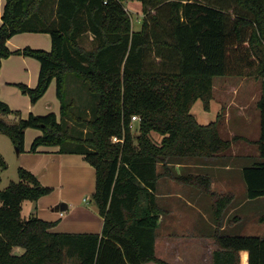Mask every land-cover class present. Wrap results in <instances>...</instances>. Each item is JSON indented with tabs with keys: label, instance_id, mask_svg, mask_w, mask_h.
<instances>
[{
	"label": "trees",
	"instance_id": "obj_1",
	"mask_svg": "<svg viewBox=\"0 0 264 264\" xmlns=\"http://www.w3.org/2000/svg\"><path fill=\"white\" fill-rule=\"evenodd\" d=\"M127 1L140 2L144 15L148 6L166 5V26L156 15L150 17L166 38L151 32L147 19L134 32L123 7ZM1 22L0 66L13 54L36 59V86H16L35 103L54 80L60 118L49 113L22 119L0 100V133L20 153L24 132L32 128L42 134L30 152L58 146L61 153L82 155L95 172L92 199L102 229L56 233L50 231L52 222L23 217V203L36 202L51 188L19 167L18 180L0 190V264H167L154 250L161 176L209 198L216 246L212 264H264V237L221 230L233 194L212 192L207 174H172L168 167L215 160L230 150L240 137L222 138L218 120L200 124L191 108L200 100L209 111L214 77L256 78L259 137L251 143L259 160L242 167L240 177L247 199L264 197V0H4ZM25 32L49 34L51 50L10 51L7 40ZM151 53L165 60L161 69L149 67ZM69 77L81 81L95 100L80 106L69 98ZM9 116L17 118L9 122ZM133 116L139 117L135 133ZM6 167L0 155V170Z\"/></svg>",
	"mask_w": 264,
	"mask_h": 264
},
{
	"label": "crops",
	"instance_id": "obj_2",
	"mask_svg": "<svg viewBox=\"0 0 264 264\" xmlns=\"http://www.w3.org/2000/svg\"><path fill=\"white\" fill-rule=\"evenodd\" d=\"M3 6L4 0H0V25L2 23ZM6 46L10 51L25 47L50 51L51 40L47 33L25 32L10 37L6 42ZM39 70V62L31 57L13 54L2 59L0 66V100L8 105L11 110L18 112V116L22 119H26L29 114L44 116L53 113L59 120L60 101L56 95L54 80L35 103H31L30 98L22 94L16 86L17 84H24L34 88L37 84ZM212 104L213 91L209 110H211ZM243 110L247 111L245 115ZM248 110L247 108L242 109L241 115L250 120L251 112ZM253 116L256 119L257 114L253 113ZM16 118L15 116H9L6 120L10 122L16 120ZM228 118L227 114L221 117L219 128H221V124L230 125ZM217 120L219 121L218 117ZM41 134L38 129H26L24 132V150L16 154V157L12 147L9 148L7 145L5 147L6 155L10 159H14L17 169L21 167L30 171L43 186L51 188L48 195L39 198L36 202H31L27 216H36L54 223L50 231L56 233H100L102 218L98 215L96 208L83 206V196L89 194L92 189L94 192L95 189L93 167L84 160L82 155L61 153L58 146H40L35 152H30L33 140ZM237 142H241V140L233 141L230 150L233 151L234 143ZM235 154L233 151L231 156L228 157H223L224 154L217 156L219 162L213 158H206L199 159V162L168 164V167L172 174L183 172L207 174L211 178V185L214 183L215 176L217 182H222L225 185L228 183L226 178L229 171H231L230 161L236 157ZM2 157L5 159L3 154ZM156 197L162 214L155 236V257L167 264H212V252L216 249V246L210 237L215 226L211 221L209 198L206 199L196 189L178 183L169 176H161L158 179ZM183 197H186V200ZM60 204L66 205V209L62 212L55 209L56 207L59 208ZM182 204L192 210V217L186 216L187 214L182 210ZM236 209L232 204L229 205L221 230L225 232L232 230L230 228L233 226V224L231 225L232 219L228 225L226 223L230 215L236 220ZM173 235H185V237L180 236V241H173L177 239ZM175 242H178V245H183L184 251L179 252L175 248ZM159 245L163 246V253L158 249ZM14 251L16 250L14 249ZM159 252L165 258L168 256L167 260L160 256Z\"/></svg>",
	"mask_w": 264,
	"mask_h": 264
},
{
	"label": "rangeland",
	"instance_id": "obj_3",
	"mask_svg": "<svg viewBox=\"0 0 264 264\" xmlns=\"http://www.w3.org/2000/svg\"><path fill=\"white\" fill-rule=\"evenodd\" d=\"M123 7L124 10L129 14L132 30L134 32L139 31L141 29L143 19H147L149 21L150 31L152 32L153 30H155L161 33L160 29L157 28L150 20V17L153 15H156L159 18V21L163 26L167 25L166 14L168 10L166 5L161 6V8H158L157 10L153 7L148 6V14L146 15L142 13L141 4L138 1L124 2ZM161 34L164 38H166L163 32ZM85 45L89 47V45H87V42H85ZM148 59L149 67L153 65L156 69H161L165 61L164 59L156 57L154 53H151L148 56ZM166 68H170V65L168 63L166 64ZM69 90V98H73L80 106L86 105L87 102L92 103L95 100L94 96L87 91L83 83L74 77L68 78L67 91L69 92ZM260 93L261 85L259 79L242 78L235 76L214 77L213 104L211 110L205 111L200 100H197L191 108L192 115L200 124H207L209 122L216 121L217 117H219L220 124L221 117L227 114L228 118L229 115L228 121L230 122V125L221 124V128H219L220 136L224 139L230 140L233 136H240V139L238 140H241V142L234 143L235 147L233 148V151L234 153H236V157L230 161L231 171H229L228 177L226 178V180L228 179V183L223 185L222 182H217L216 177L214 176V183L211 185V191L217 193L231 192L234 197L231 204L237 208L235 213L236 220L231 221V225L233 224V226L230 228L232 230L226 231L227 234L264 237V222L259 221L260 216L264 215V197L253 200L247 199L245 185L240 177V170L242 169V167L250 165L253 162L259 160L257 148L251 142L256 141L259 137V115L257 109V101L260 98ZM244 108L249 109L248 111L251 112L250 120H247L246 117H242L243 115H241V110ZM246 112L247 111H244V115ZM253 113L257 114L256 119L254 118ZM136 127L137 121H134L131 125L132 133H135ZM152 136L153 139L155 138L157 141L160 139V136L155 133L152 134ZM6 145L9 146V148L12 147L16 157L15 147L12 145L6 135L0 133V155H4V160L7 164L6 169L0 170V190L5 189L10 184V182H16L18 180L17 165L14 162V159L12 160L6 155ZM233 151L228 150L224 153L223 157L231 156ZM216 160L217 162H219L218 159ZM158 171H163L161 166H158ZM92 192L93 189L89 192V194L83 196V206H86L88 208H96L92 199ZM183 198L186 200V197ZM31 204V202H24L22 211L23 217H28V207ZM182 205V210L187 214L186 216L192 217V210L186 205ZM232 217L233 216L230 215L228 219L231 220ZM173 236L177 237V239L173 241H180V236L185 237V235ZM177 243L178 242L174 243L175 248H177L179 252L184 251L183 245H178ZM169 248L171 249V246ZM14 249L18 253H21L23 251L20 248ZM158 249L163 253V246L159 245ZM161 252H159L160 256L164 257ZM167 258L164 257V259L166 260ZM150 264L154 263L151 262Z\"/></svg>",
	"mask_w": 264,
	"mask_h": 264
},
{
	"label": "water",
	"instance_id": "obj_4",
	"mask_svg": "<svg viewBox=\"0 0 264 264\" xmlns=\"http://www.w3.org/2000/svg\"><path fill=\"white\" fill-rule=\"evenodd\" d=\"M15 152H16V154H18L19 153L18 149L15 148ZM55 209L56 210H60L62 212L63 210L66 209V205L65 204H60L59 208L56 207Z\"/></svg>",
	"mask_w": 264,
	"mask_h": 264
},
{
	"label": "built area",
	"instance_id": "obj_5",
	"mask_svg": "<svg viewBox=\"0 0 264 264\" xmlns=\"http://www.w3.org/2000/svg\"><path fill=\"white\" fill-rule=\"evenodd\" d=\"M139 120V117L138 116H133L132 119H131V124L134 122V121H137L138 122ZM113 142H116V138H113L112 139Z\"/></svg>",
	"mask_w": 264,
	"mask_h": 264
}]
</instances>
